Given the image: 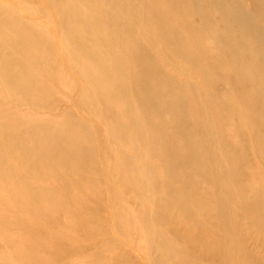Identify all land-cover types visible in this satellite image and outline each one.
I'll list each match as a JSON object with an SVG mask.
<instances>
[{
    "label": "bare ground",
    "instance_id": "obj_1",
    "mask_svg": "<svg viewBox=\"0 0 264 264\" xmlns=\"http://www.w3.org/2000/svg\"><path fill=\"white\" fill-rule=\"evenodd\" d=\"M0 80L12 99L67 92L75 108L48 118L30 108L13 116L16 132L0 124V264H78L72 251L90 263L84 244L54 238L65 225L48 231L63 205L45 182L69 180L61 167L98 170L106 153L141 202L131 209L109 183L112 208L161 252L150 264L188 263L172 262L178 225L205 264H264L238 231L245 218L264 240V0L0 1Z\"/></svg>",
    "mask_w": 264,
    "mask_h": 264
},
{
    "label": "rangeland",
    "instance_id": "obj_2",
    "mask_svg": "<svg viewBox=\"0 0 264 264\" xmlns=\"http://www.w3.org/2000/svg\"><path fill=\"white\" fill-rule=\"evenodd\" d=\"M0 1L3 2L4 0ZM45 77L46 75L43 73V70H39L37 73V80H39V82L40 80L45 81ZM8 90L9 88L3 87V81L0 80V103H4L1 105L6 106L4 108L0 107V124L10 126L11 130L14 132L22 130L23 121L20 118H13V116L16 117L18 113H28L30 108L33 110L30 113H37L40 117L43 116V118H48L50 116L61 117L62 115L69 114L70 111L75 110L70 101V93L65 92L64 97L58 99H56V97L55 100L51 91L48 89V86H45L42 89V93L45 95L51 94L48 96L50 100L49 104L41 103L33 105L29 102L14 98L13 96L12 99ZM5 110L7 111L6 114L10 116L5 115ZM101 135V143L105 145L107 143L106 132L103 130ZM108 145L110 144L108 143L107 146ZM98 156H100L99 153ZM106 156L108 157L109 163H112L108 153H106ZM106 156H104V162L100 163L99 166L97 165L98 170L93 169L91 164L89 167H84L80 170L74 167H61L60 170H66L65 172L68 174L69 180H65V176H61L58 180H49V182L53 181L52 183L45 182L46 187H54L55 185V187H60V189H62L56 196L61 197L62 200L58 197L57 199L58 201H61V204L63 205L61 209L62 213H60L59 216L54 217V222L56 223L47 225L46 227L50 232L53 225L56 229L59 228L60 225H65L68 230V235H57L61 233V231H59L57 234H53L55 235L54 238L63 239L64 241L74 245L79 243L80 245L84 244V246L89 248L88 252L92 256L89 264H91L92 261L93 264H116L114 259H116L117 256L123 259H128L129 261H125L131 264H150L151 261H154L156 255H161V252L149 249L150 243L144 236L143 231H141L138 227L135 231H132L124 225H120L114 209L112 208V191L111 188L108 187L110 186L109 183L114 185L116 190L121 194L122 198L130 205L131 209H139L141 204L140 199L134 195V192L128 185L121 182L116 176L114 177L115 172L111 171V166L107 163ZM13 163L14 166H19L20 164L19 161L16 162L12 159L11 166H13ZM108 167L109 169L106 170ZM42 169L45 173L51 170L60 175V172L52 165H44ZM102 169L104 172H101ZM162 177L163 173L160 175L158 173L157 179L159 182L162 181ZM104 178L105 180H103ZM77 179H80V182H78ZM32 181L35 184L37 183L34 177L32 178ZM66 184H68V187ZM9 185L12 186V184ZM159 186L160 185L158 184V190H160ZM10 188H13V186ZM161 190L163 189L161 188ZM52 202L53 201H49L50 204ZM13 208H20V204L14 205L12 209ZM77 210L81 212L85 211L89 214V216L78 215ZM47 220L48 219H45L44 222ZM40 221H42V219H40ZM216 225V223H212L210 225V228L214 231L212 233L213 235H216ZM15 227L19 229L17 223H15ZM177 227L178 228L176 230L169 231L170 238L172 240L175 238L176 240L173 241L175 244L174 253L178 249H181L174 255L172 262H176L179 259L185 260L188 262L187 264H189L192 262V259H194L197 264H205L207 262V258L202 259L204 255L201 256V254L199 256H194V250L192 247L188 246L191 245L190 236L194 237V235L188 233L184 229H181L179 225ZM238 231L244 237L245 244L248 246L251 254H253L255 258L260 256L264 260V240L258 238L261 237L258 229L255 226H252L249 220L242 218L239 219ZM79 238L83 239L85 243ZM196 242L195 247L199 245ZM1 246L4 254H6V252L8 254L12 253L18 257L15 250V253H13V248H8V244L5 239H3V244ZM68 255L71 256H69V259L73 258L75 260H79L77 261L78 264H87L82 260V253L72 251V253ZM20 258L21 255H19L17 264H19L18 262Z\"/></svg>",
    "mask_w": 264,
    "mask_h": 264
}]
</instances>
